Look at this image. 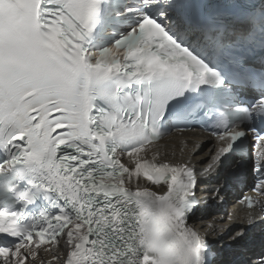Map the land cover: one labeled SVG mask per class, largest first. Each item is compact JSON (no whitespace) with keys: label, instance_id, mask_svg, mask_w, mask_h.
<instances>
[{"label":"snow or ice","instance_id":"obj_1","mask_svg":"<svg viewBox=\"0 0 264 264\" xmlns=\"http://www.w3.org/2000/svg\"><path fill=\"white\" fill-rule=\"evenodd\" d=\"M0 264H264V0H0Z\"/></svg>","mask_w":264,"mask_h":264},{"label":"bare ground","instance_id":"obj_2","mask_svg":"<svg viewBox=\"0 0 264 264\" xmlns=\"http://www.w3.org/2000/svg\"><path fill=\"white\" fill-rule=\"evenodd\" d=\"M175 144H178L177 140H175ZM167 143H165V148H167ZM173 150V146L170 147L168 150H166L167 152H171ZM178 151V148L176 149ZM219 215H223L222 213H220Z\"/></svg>","mask_w":264,"mask_h":264}]
</instances>
